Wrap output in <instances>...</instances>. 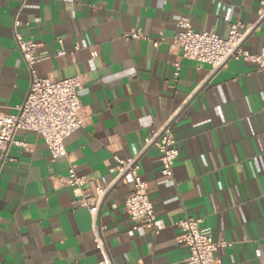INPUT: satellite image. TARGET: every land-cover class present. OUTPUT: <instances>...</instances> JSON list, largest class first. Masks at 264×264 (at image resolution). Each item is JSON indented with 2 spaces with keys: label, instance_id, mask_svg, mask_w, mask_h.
Masks as SVG:
<instances>
[{
  "label": "crops",
  "instance_id": "0c3cea01",
  "mask_svg": "<svg viewBox=\"0 0 264 264\" xmlns=\"http://www.w3.org/2000/svg\"><path fill=\"white\" fill-rule=\"evenodd\" d=\"M264 0H0V111L16 115L31 85L14 28L46 59L42 78H82L87 116L53 160L44 139L20 130L16 159L0 170V264H187L176 224L201 220L226 242L224 264H264V70L231 61L212 75L206 64L181 60L170 44L187 17L195 31L227 38L232 25L252 27L245 48L264 55ZM140 33L147 39H127ZM153 42H161L158 48ZM64 52L63 56H58ZM181 63L175 77V63ZM174 120L180 151L173 181L161 185V162L145 139ZM141 154L140 175L163 230L131 219L126 180L107 193L97 228L60 177L71 165L92 194L116 180L115 158ZM99 234L106 254L96 247Z\"/></svg>",
  "mask_w": 264,
  "mask_h": 264
},
{
  "label": "built area",
  "instance_id": "2783aa9c",
  "mask_svg": "<svg viewBox=\"0 0 264 264\" xmlns=\"http://www.w3.org/2000/svg\"><path fill=\"white\" fill-rule=\"evenodd\" d=\"M264 18V3L259 12V20ZM15 25L14 35L18 50L26 62L31 76V85L25 101L18 107L16 115L4 114L0 111V170L7 164H13L16 159L11 156L14 148L26 149L27 143L16 138L18 131L35 132L41 136L51 153L53 160L67 157L65 141L70 136L84 128L87 116L82 107L79 91L83 82L80 76L58 80L42 78L38 75L35 66L46 58L38 53V46L33 40H26L17 32ZM177 33L170 44L172 50L179 53L181 60L206 64L211 74H217L231 61H244L264 70V55L252 54L245 48L248 36L254 26L247 27L238 22L232 25L227 38L221 37L213 31L197 32L194 30L190 18H180L176 23ZM127 39H147L140 33H130ZM161 42H153L158 48ZM65 53L60 52L58 56ZM181 63H175V77H179ZM175 121L170 120L161 129L155 130L145 139L144 150L155 147L161 162V185L173 181L174 166L179 158L180 151L173 132ZM141 154L127 159L115 158L117 164V178L113 184H108L102 178L103 187L95 194L86 188L87 179L78 175L76 167L71 165L67 175L59 178L62 186L70 188L74 194L73 207L83 208L91 216L95 228L98 226L99 213L105 197L112 186L122 180L132 185V190L125 201V209L131 219L139 223L138 229L145 234L146 229H154L156 234L163 230L158 221L154 204L148 194L147 183L140 175ZM176 227L180 231L178 243L184 246L188 256L187 264H224L216 256L221 247L229 246L226 242H216L213 236L201 228V220L187 217L180 220ZM96 247L106 254V245L103 238L97 234Z\"/></svg>",
  "mask_w": 264,
  "mask_h": 264
}]
</instances>
